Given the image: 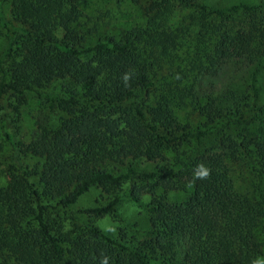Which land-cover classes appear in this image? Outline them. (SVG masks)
Here are the masks:
<instances>
[{
  "label": "trees",
  "instance_id": "16d2710c",
  "mask_svg": "<svg viewBox=\"0 0 264 264\" xmlns=\"http://www.w3.org/2000/svg\"><path fill=\"white\" fill-rule=\"evenodd\" d=\"M103 1L0 0V264L264 260V0Z\"/></svg>",
  "mask_w": 264,
  "mask_h": 264
},
{
  "label": "rangeland",
  "instance_id": "374dc122",
  "mask_svg": "<svg viewBox=\"0 0 264 264\" xmlns=\"http://www.w3.org/2000/svg\"><path fill=\"white\" fill-rule=\"evenodd\" d=\"M202 1L211 8H220L226 5L237 3L242 0H202ZM91 6L94 7L95 11L93 12L95 14L98 13L100 7L104 9L109 7V5L105 4L103 0H93ZM34 106H35L34 104H30V106L27 107L26 108L27 110L24 112L23 122L21 123L22 132H26L29 129H31V125L33 121L32 117L35 115ZM1 163L5 168L7 167L8 163H10L9 153L7 148H5L4 151L2 152ZM135 166L137 169L143 170L145 172H150L153 169V165L148 163H137ZM244 175H246V172H244ZM148 201H149L148 196L144 195L142 197L143 206H138L132 203L127 197V190L125 188V190L122 193L121 201L118 205V214H119V218L123 221L122 224L136 225L140 231L142 230L144 231L145 229H147V215L144 207L147 205ZM98 203H102L100 198V192L96 188H91L89 191H87L85 194L79 197L78 201L73 205L72 211L76 213L78 210L82 208L93 207L95 205H98ZM95 224L98 227H100L101 230H103L105 233L109 235H115L116 229L119 225V223L116 222L111 216L101 217L95 220Z\"/></svg>",
  "mask_w": 264,
  "mask_h": 264
},
{
  "label": "clouds",
  "instance_id": "9594fccd",
  "mask_svg": "<svg viewBox=\"0 0 264 264\" xmlns=\"http://www.w3.org/2000/svg\"><path fill=\"white\" fill-rule=\"evenodd\" d=\"M199 175L200 176H205V175H207V172L205 171V170H201L200 172H199ZM254 264H264V260H256V261H254Z\"/></svg>",
  "mask_w": 264,
  "mask_h": 264
}]
</instances>
